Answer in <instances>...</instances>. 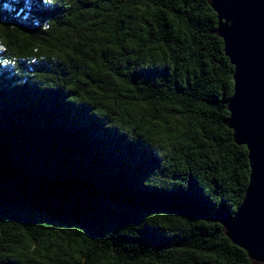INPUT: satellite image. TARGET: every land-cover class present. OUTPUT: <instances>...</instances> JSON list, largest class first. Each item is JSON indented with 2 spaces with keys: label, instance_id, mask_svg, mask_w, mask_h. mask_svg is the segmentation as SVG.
<instances>
[{
  "label": "trees",
  "instance_id": "1",
  "mask_svg": "<svg viewBox=\"0 0 264 264\" xmlns=\"http://www.w3.org/2000/svg\"><path fill=\"white\" fill-rule=\"evenodd\" d=\"M216 26L209 0H0V178L86 189L0 196V264H254L210 217L250 170Z\"/></svg>",
  "mask_w": 264,
  "mask_h": 264
},
{
  "label": "water",
  "instance_id": "2",
  "mask_svg": "<svg viewBox=\"0 0 264 264\" xmlns=\"http://www.w3.org/2000/svg\"><path fill=\"white\" fill-rule=\"evenodd\" d=\"M217 16L216 33L233 65V91L226 124L233 139L247 148L249 179L237 208L210 217L254 264L264 263V0H209ZM20 184L15 191L10 185ZM9 186V187H8ZM18 190V188H17ZM86 189L0 178V196L9 201L50 204L60 210L82 203Z\"/></svg>",
  "mask_w": 264,
  "mask_h": 264
},
{
  "label": "rangeland",
  "instance_id": "3",
  "mask_svg": "<svg viewBox=\"0 0 264 264\" xmlns=\"http://www.w3.org/2000/svg\"><path fill=\"white\" fill-rule=\"evenodd\" d=\"M9 187V186H8ZM10 187L12 188V189H15V191H19L20 192V190H22L23 188H22V185H20V184H12V185H10ZM17 188H18V190H17ZM22 188V189H21Z\"/></svg>",
  "mask_w": 264,
  "mask_h": 264
}]
</instances>
